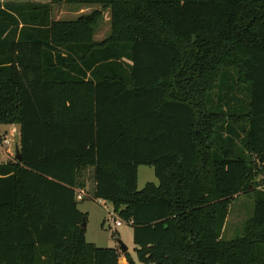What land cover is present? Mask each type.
Returning a JSON list of instances; mask_svg holds the SVG:
<instances>
[{
    "label": "trees",
    "instance_id": "obj_1",
    "mask_svg": "<svg viewBox=\"0 0 264 264\" xmlns=\"http://www.w3.org/2000/svg\"><path fill=\"white\" fill-rule=\"evenodd\" d=\"M56 4L102 10L53 20ZM14 124L23 160L0 163V264H119L82 228L91 168L141 264H264V0H2L0 125ZM140 166L159 184L139 191ZM242 193L254 215L225 241Z\"/></svg>",
    "mask_w": 264,
    "mask_h": 264
},
{
    "label": "rangeland",
    "instance_id": "obj_2",
    "mask_svg": "<svg viewBox=\"0 0 264 264\" xmlns=\"http://www.w3.org/2000/svg\"><path fill=\"white\" fill-rule=\"evenodd\" d=\"M93 10H101V6L56 4L52 7V17L53 20L70 21L77 19L83 14L91 13ZM105 13V18H108L109 12L106 11ZM110 33L111 21L109 20V22H106L104 19L98 26L95 40L102 41L108 37ZM20 136V125H0V163L15 159L16 146L20 143ZM5 139L9 141V147L4 146L3 141ZM237 146L239 150H242L240 142ZM84 176L86 179L85 185L91 186L93 183L91 173L85 172ZM256 180V184L259 183L258 188L264 189V174L262 173L259 175ZM149 183H153L155 185L159 184L158 179L155 176L154 169L149 166H140L138 169V190H143ZM77 200L78 210L86 215V241L98 248L119 250V264H131V262L134 264H141L138 258L137 246L134 243V230L132 224L123 222L121 227H117L111 217L114 216V219L117 220L120 218L113 212L112 204L109 202H100V200L95 199L91 191L83 199L80 200L77 198ZM254 211L255 200L251 193H242L236 196L229 207L228 217L225 223L222 238L225 241H229L241 237L244 233L245 225L248 220L253 217ZM119 241L123 242V244L128 248L127 254H123L121 252Z\"/></svg>",
    "mask_w": 264,
    "mask_h": 264
},
{
    "label": "crops",
    "instance_id": "obj_3",
    "mask_svg": "<svg viewBox=\"0 0 264 264\" xmlns=\"http://www.w3.org/2000/svg\"><path fill=\"white\" fill-rule=\"evenodd\" d=\"M101 10H102V8H101ZM93 11H95V10H93ZM93 11H92V12H93ZM106 11L109 12V14H108V15H109L108 18H107V17L105 18V14H106L105 12H106ZM106 11L103 12V19H102V20L105 19L106 22H109V20L111 21V12H110L109 9L106 10ZM87 14H89V13H87ZM83 15H86V14H83ZM81 16H82V15H81ZM79 17H80V16H79ZM99 24H100V23H99ZM97 31H98V28H97V30H96V33H97ZM96 33H95V35H96ZM110 34H111V33H110ZM109 36H110V35H109ZM109 36H108V37H109ZM108 37H106V38H105L104 40H102V41H96V40H95V41H96V42H103V41H105ZM94 39H95V36H94ZM4 162H8V161H4ZM1 163H2V162H1ZM86 172L91 173L93 183H92L91 186H89L88 183H87V185L89 186V187L86 186L87 188L85 187L84 189H78V190H77V198H78V194H80V193H82V192H84V194H86V195H88V193H89L90 191H91L92 193L94 192V189H95V183H94V179H93L94 169H92V168H91V169H88ZM86 191H88V192H86ZM77 202H78V200H77Z\"/></svg>",
    "mask_w": 264,
    "mask_h": 264
},
{
    "label": "water",
    "instance_id": "obj_4",
    "mask_svg": "<svg viewBox=\"0 0 264 264\" xmlns=\"http://www.w3.org/2000/svg\"><path fill=\"white\" fill-rule=\"evenodd\" d=\"M15 159H16L18 162H22V160H23L19 145L16 146ZM86 225H87V220H84V222H83V224H82V228H86ZM119 245H120V248H121V252H122L123 254L127 253L128 248L123 244V242L119 241Z\"/></svg>",
    "mask_w": 264,
    "mask_h": 264
},
{
    "label": "built area",
    "instance_id": "obj_5",
    "mask_svg": "<svg viewBox=\"0 0 264 264\" xmlns=\"http://www.w3.org/2000/svg\"><path fill=\"white\" fill-rule=\"evenodd\" d=\"M3 144H4L5 147H9V146H10L9 141L6 140V139L3 141ZM85 196H86V194H84V192H82V193L78 194V199L81 200V199H83ZM101 201H102V200H100V202H101ZM103 202H105V201H103ZM113 212H114V211H113ZM111 219H112V221L115 223V225H116L117 227H121V226L123 225V221H122L121 219H119V220L114 219V216H112Z\"/></svg>",
    "mask_w": 264,
    "mask_h": 264
}]
</instances>
